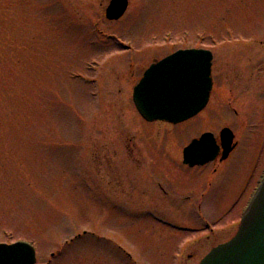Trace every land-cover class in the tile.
Listing matches in <instances>:
<instances>
[{
	"label": "rangeland",
	"instance_id": "rangeland-1",
	"mask_svg": "<svg viewBox=\"0 0 264 264\" xmlns=\"http://www.w3.org/2000/svg\"><path fill=\"white\" fill-rule=\"evenodd\" d=\"M108 1L0 0V242H33L37 264H198L264 171V0H128L117 20ZM187 47L213 52L209 103L146 124L132 88ZM224 126L228 167L186 172L196 131Z\"/></svg>",
	"mask_w": 264,
	"mask_h": 264
},
{
	"label": "water",
	"instance_id": "water-1",
	"mask_svg": "<svg viewBox=\"0 0 264 264\" xmlns=\"http://www.w3.org/2000/svg\"><path fill=\"white\" fill-rule=\"evenodd\" d=\"M127 0H111L105 16L119 19ZM212 54L209 50H179L150 66L134 89L138 111L148 120L162 119L177 123L201 111L212 89ZM233 134L221 131L223 156L234 149ZM218 147L213 134L204 133L184 148V162L190 165L213 160ZM0 264H35L31 245L17 242L0 244ZM199 264H264V175L245 209L237 233L207 253Z\"/></svg>",
	"mask_w": 264,
	"mask_h": 264
},
{
	"label": "flooded vegetation",
	"instance_id": "flooded-vegetation-1",
	"mask_svg": "<svg viewBox=\"0 0 264 264\" xmlns=\"http://www.w3.org/2000/svg\"><path fill=\"white\" fill-rule=\"evenodd\" d=\"M187 48H189V47H187ZM173 52V51H172ZM172 52H170V53H172ZM170 53H168V54H170ZM168 54H166V55H168ZM166 55H163V56H161V57H159V58H156L155 60H153V61H151V62H156V61H158V60H160L161 58H163V57H165ZM150 62V63H151ZM149 63V64H150ZM212 91H213V89H212ZM212 93V92H211ZM210 97H211V94H210ZM209 101H210V98H209ZM209 103V102H208ZM200 113V112H199ZM198 113V114H199ZM197 114V115H198ZM197 115H195L194 117H192V118H190V119H188V120H186V121H184V122H182V123H179V124H184V126L185 125H187V124H189V121L191 122V120H193V119H195V117H197ZM154 123H156V124H158V123H160V122H153L152 124H154ZM165 124H167V125H170V124H168V123H165ZM179 124H176L175 126H180ZM224 127H226V126H224ZM228 127V126H227ZM197 133H196V137H199L202 133L201 132H199V131H196ZM198 133H200V135L198 134ZM234 133V132H233ZM235 135V147H234V149L233 150H231V152L226 156V157H224L223 156V147H222V142H221V139H220V137H219V142H218V138H217V142L220 144V146H221V148H220V152L213 158V160H210L209 162H207V163H204V164H195V165H190V164H188V163H185L184 162V156H183V151H182V157H181V159H180V157H179V159H180V161H182V166L184 167V168H186V172H188V171H195V170H197V169H204V167H207V166H212L211 167V169H210V172H209V174H208V176H207V178H210V176H211V178H215V177H217V175L220 173V170L223 168V169H226L227 167H228V165H229V162L232 160V157H233V153L235 152V150L237 149V147L239 146V144H240V142H241V140L239 141L237 138H239L236 134H234ZM218 136H219V134H218ZM220 169V170H219ZM201 175H202V178H201V180L203 181L204 179H205V172L204 171H200V173L197 175V176H195L194 175V173L193 172H191L190 173V177H192L193 179H195L197 182V185L195 186V187H197V186H203L202 184H201V182H200V177H201ZM207 182V181H206ZM200 183V184H199ZM205 185H206V183H204ZM211 183H209V185H210ZM205 185L203 186V188L205 187ZM205 190V189H204ZM204 190H202V191H200L197 195H196V198H198V200L200 199H202L203 197V195H204ZM193 192V191H192ZM166 193V192H165ZM200 195V196H199ZM152 212V211H151ZM152 215L153 216H155L156 218L158 217V216H156L154 213H152ZM158 218H160V219H164V218H162V217H158ZM164 220H167V219H164Z\"/></svg>",
	"mask_w": 264,
	"mask_h": 264
},
{
	"label": "bare ground",
	"instance_id": "bare-ground-1",
	"mask_svg": "<svg viewBox=\"0 0 264 264\" xmlns=\"http://www.w3.org/2000/svg\"><path fill=\"white\" fill-rule=\"evenodd\" d=\"M127 1H128V0H127ZM128 4H129V3L127 2V8H128ZM127 8H126V10H127ZM126 10H125V12H126ZM125 12H124V13H125ZM130 94H131V93H130ZM233 136H234V137H233V145H234V143H235V135H234V133H233ZM213 138H214L215 143H216V145H217V147H218V152H217V154H218V153L220 152V148H221L220 144L218 143V142H219V136L217 137V138H218V142H217V138H216L215 136H213ZM217 154H216V155H217ZM216 155H215V156H216Z\"/></svg>",
	"mask_w": 264,
	"mask_h": 264
}]
</instances>
